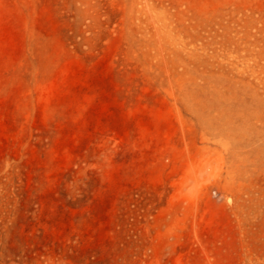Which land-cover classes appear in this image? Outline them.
I'll use <instances>...</instances> for the list:
<instances>
[{
  "label": "rangeland",
  "instance_id": "374dc122",
  "mask_svg": "<svg viewBox=\"0 0 264 264\" xmlns=\"http://www.w3.org/2000/svg\"><path fill=\"white\" fill-rule=\"evenodd\" d=\"M0 264H264V0H0Z\"/></svg>",
  "mask_w": 264,
  "mask_h": 264
}]
</instances>
